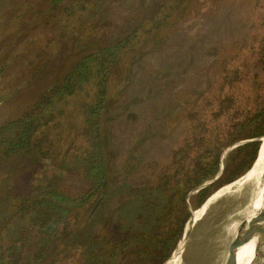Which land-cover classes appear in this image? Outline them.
I'll list each match as a JSON object with an SVG mask.
<instances>
[{"label":"rangeland","instance_id":"obj_1","mask_svg":"<svg viewBox=\"0 0 264 264\" xmlns=\"http://www.w3.org/2000/svg\"><path fill=\"white\" fill-rule=\"evenodd\" d=\"M54 5L0 0V125L30 110L81 55L139 30L109 75L100 118L105 186L55 235L39 232L31 214L16 209L21 198L46 188L76 194L90 187L82 103L91 87L59 103L28 152L4 157L0 148V246L17 245L3 264H32L40 253L39 264H92L90 252L136 232L160 238L181 221L183 231L212 194L190 227L179 264H224L253 185L225 188L251 164L247 144L264 136V0ZM255 115L258 121L246 124ZM215 157L222 169L201 183L209 188L204 201L195 205L201 184L179 200L187 179ZM160 257L140 243L104 264H159Z\"/></svg>","mask_w":264,"mask_h":264},{"label":"trees","instance_id":"obj_2","mask_svg":"<svg viewBox=\"0 0 264 264\" xmlns=\"http://www.w3.org/2000/svg\"><path fill=\"white\" fill-rule=\"evenodd\" d=\"M60 1L53 0L54 6ZM138 30L139 28H135L127 36L116 42L81 55L62 78L33 103L30 110L0 125V148L4 157L17 152H28L32 147L38 130L53 120L54 110L59 103L69 96L86 90V87H91L92 89L91 98L82 103L87 141L85 152L82 156V163L87 176L91 180L90 187L76 194L66 193L56 188H46L34 196L21 198L20 204L16 209L18 212L30 213V219L33 224H38L39 232L47 236L55 235L56 230L64 225L76 210L88 204L105 186L107 164L104 156L100 118L106 109L109 75L125 52L135 44ZM259 118V115H255L246 124L253 125ZM250 135L251 137L259 136L260 133L253 132ZM260 144L259 140L247 144L252 146V151L248 156L251 160L250 165L256 159ZM243 147L238 148L239 152L242 151ZM228 162H226L225 171L227 170ZM250 165L249 167L246 166L247 169L251 167ZM239 167L241 169L244 166ZM218 169V157H215L212 162L206 164L194 176L187 179L184 183V190L178 196V199L184 202L183 199L188 190L215 176ZM236 169L238 171V166H236L235 171ZM239 172L241 173V170ZM208 189L206 187L198 191L195 197V205L198 206L204 201L208 195ZM182 224V221L179 222L175 230L160 238H151L150 236H145L142 232H136L124 240L113 241L109 248H100L90 252L89 261H92V264H104L108 260L118 257L130 246L142 243L149 253L155 254L157 252L161 256V262L159 263L161 264L171 255L182 233ZM66 230L63 229L62 232ZM16 249L17 245H10L5 248L0 246V264L4 263L5 255L7 258L10 257ZM41 260L42 253L36 254L32 264H39ZM143 264H150V262Z\"/></svg>","mask_w":264,"mask_h":264},{"label":"bare ground","instance_id":"obj_3","mask_svg":"<svg viewBox=\"0 0 264 264\" xmlns=\"http://www.w3.org/2000/svg\"><path fill=\"white\" fill-rule=\"evenodd\" d=\"M260 142H264V136L260 138ZM263 172H264V143L259 153V159L256 162V164L253 165L251 170H249L246 173V175L242 176L238 181L225 188L228 189L233 185H240V186L241 185L249 186L250 184L253 185L252 199L245 213L246 214L245 219L247 221L250 220L252 217H254L262 209V201L264 200ZM219 193L220 192L214 195L211 200L219 196ZM220 195H222V193ZM205 207L206 205L202 210L198 211L197 213L194 212L193 220L199 219V216H201V214L204 213L203 211L205 210ZM182 247H183V240H181L178 243V246L175 252L173 253L172 258L166 264L180 263ZM236 264H264V245L260 237L259 238L253 237L251 240L245 242L244 244L238 247V249L236 250Z\"/></svg>","mask_w":264,"mask_h":264},{"label":"water","instance_id":"obj_4","mask_svg":"<svg viewBox=\"0 0 264 264\" xmlns=\"http://www.w3.org/2000/svg\"><path fill=\"white\" fill-rule=\"evenodd\" d=\"M260 138H259V140H260ZM221 169H222V166L220 165V167L218 169V172H217L215 177L219 176ZM247 171H248V169L241 176H243ZM263 174H264V172H263ZM241 176H239L237 179H239ZM203 186H204V184L203 185L201 184L200 186H198L196 188V191H199ZM212 195H210L198 208L194 209L191 212V218L187 221L186 225L184 226L183 231L181 233V237L179 238L178 242L176 243V246L173 249L171 255L169 256V258L163 264H166L172 258L173 253L175 252V250H176V248L178 246V243L181 240H183V246H184V243H185V240H186V238L188 236L190 227L192 226V224L195 221V220H193L194 212L196 210H198L199 208H201L203 205H205L207 200ZM208 204L209 203H207V205ZM207 205H206V207H207ZM253 237H257V238L260 237L262 239L263 245H264V200L262 201V209L254 217H252L248 221L246 219H244L239 224V226L237 228L236 235L234 236V238L229 243L228 253H227V257H226V260H225L224 264H236V250L238 249L239 246H241L245 242L251 240ZM182 249H183V247H182Z\"/></svg>","mask_w":264,"mask_h":264}]
</instances>
